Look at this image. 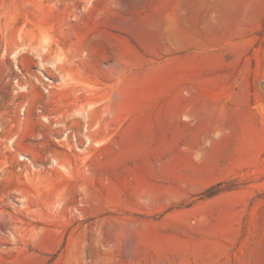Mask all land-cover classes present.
<instances>
[{"label": "rangeland", "instance_id": "obj_1", "mask_svg": "<svg viewBox=\"0 0 264 264\" xmlns=\"http://www.w3.org/2000/svg\"><path fill=\"white\" fill-rule=\"evenodd\" d=\"M263 84L264 0H0V264H264Z\"/></svg>", "mask_w": 264, "mask_h": 264}, {"label": "bare ground", "instance_id": "obj_2", "mask_svg": "<svg viewBox=\"0 0 264 264\" xmlns=\"http://www.w3.org/2000/svg\"><path fill=\"white\" fill-rule=\"evenodd\" d=\"M93 115V112H90V113H87L86 116H85V120H92L94 117L92 116Z\"/></svg>", "mask_w": 264, "mask_h": 264}, {"label": "water", "instance_id": "obj_3", "mask_svg": "<svg viewBox=\"0 0 264 264\" xmlns=\"http://www.w3.org/2000/svg\"><path fill=\"white\" fill-rule=\"evenodd\" d=\"M262 86L264 87V84Z\"/></svg>", "mask_w": 264, "mask_h": 264}]
</instances>
